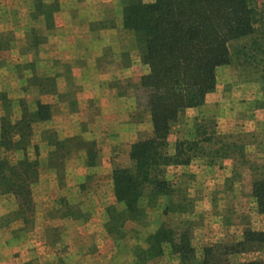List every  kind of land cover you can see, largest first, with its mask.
Wrapping results in <instances>:
<instances>
[{
	"label": "crops",
	"instance_id": "crops-1",
	"mask_svg": "<svg viewBox=\"0 0 264 264\" xmlns=\"http://www.w3.org/2000/svg\"><path fill=\"white\" fill-rule=\"evenodd\" d=\"M31 1L34 0H27L30 5L27 18L33 23ZM124 1L42 0L43 10L36 19L42 24L46 22L47 28L43 25V28L34 29L38 44L34 45L27 34L18 33L12 26L9 46L0 49V92L13 90L18 83L25 87L27 97L32 96L34 105L38 102L50 110L49 119L35 123L31 131L34 137L32 147L37 146L35 155L38 154L40 165L49 169L53 167L51 159L47 158L52 150L49 142H60L64 146V166L73 175L69 174L73 179L65 186L85 184L83 191L94 203L83 222L73 219L68 209L61 206L52 209L46 202L40 203L37 209L41 212L36 215L34 227L21 236L24 220L16 214L14 196L0 194V264H110L108 249L112 238L106 231V206L124 207L116 201L111 172L114 165L122 166L123 161L129 165L130 145L140 133L152 132L150 114L139 104L140 77L148 67L140 60L132 32L122 26ZM0 8H7L11 24L21 22L16 16L18 0H0ZM2 23L0 20V26ZM33 62L39 85L29 83L32 72L26 68L23 74L22 68L18 67L21 63ZM49 77L52 84L48 90L44 82ZM210 98L224 109V114L218 117L220 132L229 131L238 122L240 125L246 123L238 113L243 110L242 98L251 100V93L247 95L235 89L229 98H224L217 91ZM10 100L16 109L18 96L14 95ZM1 106L0 102V121L4 115ZM191 109H186L185 116ZM194 110L200 112V109ZM18 118L19 114L13 120ZM176 141L177 137L172 138L169 134L170 153ZM21 152L19 156L15 151L16 159L10 161L15 162L24 154L30 158L32 154L30 148ZM199 166L203 164L191 161L187 166L176 168L188 167L195 173ZM48 173L33 191L42 190L44 183H48L50 189L54 187V175L51 170ZM88 176L95 181L91 183ZM196 178L193 183H197ZM54 184L57 185V181ZM56 185L57 191L60 190ZM202 199L205 203L207 197ZM6 215L12 218L2 220ZM51 227H61L63 233L53 245L45 237Z\"/></svg>",
	"mask_w": 264,
	"mask_h": 264
},
{
	"label": "trees",
	"instance_id": "trees-1",
	"mask_svg": "<svg viewBox=\"0 0 264 264\" xmlns=\"http://www.w3.org/2000/svg\"><path fill=\"white\" fill-rule=\"evenodd\" d=\"M122 26L132 32L140 60L148 67L139 87L144 90L152 132L131 144L130 166L113 169L116 201L131 219L142 215L141 200L164 195L169 198L165 214L186 213L191 209L186 198L171 199L176 191L167 169L219 154L221 135L213 130L212 120L193 116L194 136L176 141L172 153L167 150L168 136L186 109L203 107L206 95L216 87L218 68L229 64L232 55L239 65L260 66L264 79V0H125ZM240 40L245 42L231 53L230 44ZM37 104V117L42 113L46 118L48 106ZM35 112H24L15 123L1 119L0 191L14 196L16 214L24 219L35 209L32 186L38 180V161L11 162L5 153L24 146ZM252 195L258 213L264 214V179L252 183ZM190 228L188 220L163 223L148 235L147 248L138 252V259L158 257L168 244L178 264H264L262 259L236 260L264 247V230H245L239 240L204 246L197 257Z\"/></svg>",
	"mask_w": 264,
	"mask_h": 264
},
{
	"label": "rangeland",
	"instance_id": "rangeland-1",
	"mask_svg": "<svg viewBox=\"0 0 264 264\" xmlns=\"http://www.w3.org/2000/svg\"><path fill=\"white\" fill-rule=\"evenodd\" d=\"M31 2L30 4H33V13L31 15L35 19L33 23L27 18V13L29 11L28 7L30 6L27 0H18V10L16 9L18 13L16 16H19L21 22L17 24L14 22H12L13 24L10 23V13L7 12V8L4 10L0 8V20H3V25L0 26V31H2L0 32V49H5L9 46L11 40L10 28L12 26L16 27L18 33L22 35L27 34V38L31 39L34 45L38 44V36L34 33V29L43 28V25L47 28V23L44 22V24H42V21L36 19L43 10L41 7L42 0H34ZM26 20H28L27 23L25 22ZM27 29L28 31H26ZM244 42V40L232 42L230 44L231 53L239 49ZM231 57L229 64L218 68L216 73V87L212 92L206 95V104L204 103L205 105L200 108L201 115L198 111L191 109L188 112V116L184 114L181 120L175 123L170 131L172 138L177 137V141L183 138H192L195 134L193 116H197V118L204 117L206 120H212L214 122L213 130L221 135V137L218 138L222 145L219 154H213L208 157L200 156L192 160L200 165L203 164V166L197 167L199 170H194L195 173L189 171L188 167L176 168L177 166H172L167 169V178L173 183L176 191L171 199L177 201L178 198L184 197L190 202L191 209L182 214H165L164 210L169 201L168 196H161L157 200H148L144 198L140 202L142 215L138 218L131 219L125 213L124 207L121 208L119 205L108 204V200H106L108 204L106 206V214L108 216L106 231L112 238L111 247L108 249V254L111 255L110 264H178L177 257L171 253L168 244L163 245V251L160 256L147 261L140 258L138 259V252L147 248L148 235L155 232L163 223L174 225L178 220H188L189 226L191 227L190 240L197 257L201 255V250L204 246L220 241L227 242L239 240L245 230H264V214L258 213L256 200L252 195V183L255 180L264 179V79L260 76V66L258 69L257 66L248 68L239 65V60L234 55ZM22 59L24 60V58ZM18 67L22 68L23 74L27 69L33 73V76L28 80L29 83L34 85L40 84L39 80L34 76L36 75L34 62L30 64L21 63ZM51 79L52 78L49 77L44 82L45 88L48 90L52 84ZM7 84L10 85V83ZM10 86L15 87L12 85ZM16 86L17 88L13 90L10 88V90H1L0 92V102L4 113L2 117L7 118L11 123L20 120L23 113L26 111L35 112L38 106L37 103L34 105L32 102V96H26L25 87H20L18 83ZM37 89V92H39V88ZM235 89L246 92L247 95L249 93L253 95L251 100L242 98L241 101V104L244 106L242 105L243 110H239L238 114L241 115V120H246V123L240 125L238 122V124L231 126L229 131H224L225 133H222L220 132L222 130H220L218 126V117L224 114V109L219 102L211 100L210 97L218 91L224 98H229L230 92ZM13 91L16 93H13ZM14 95L18 96L15 106L16 109L13 108L10 100ZM139 96L140 106L149 113L146 107V101L144 100V90H140ZM17 114H19V118L14 121L13 119ZM49 117V109L46 118L42 113L40 117H37L36 112L33 113V122L30 123V130L22 141V143L24 142V146H19L10 151V153H5L8 159L14 161L16 159L15 151H18V155L21 156V151L30 148V152L32 153L29 156L30 158L24 154L21 159L28 158L38 161V180L32 186V189L38 187L40 179H42L43 183V179L47 178L49 175L48 170H51L54 175L53 182L55 183L57 181V185L60 187V190L57 191V188H55L56 184L53 183L54 187L50 189L48 183L47 185L44 183L42 190H32L35 209L33 213L26 214L28 219H24L20 216L24 220V225L21 228V236L29 233L34 227L36 215L40 211L37 209V205L39 206L40 203L46 202L45 204H48L52 209L59 206L66 210L68 209L73 219L79 220V222H83V220L86 219V215H89L91 209L94 208V203L87 199L86 192L83 191L85 184H70L65 186L68 180L71 181L73 178H69L70 173L68 171H70V169L68 170V168L64 166V146L60 142H49L52 143V150L50 149L48 155H46L48 156L47 158L51 159L50 162L53 167H50V169L42 167L37 157L38 154L35 155L38 151L37 146L32 147V139H34V137L31 131L33 125L40 121H47ZM149 135L150 134L140 133L139 136H137V140ZM51 140H53V138ZM218 145L219 144H216V146ZM173 146H175V143ZM47 148H50V146ZM211 148L212 146L209 147L208 150ZM225 148H227L226 151ZM167 150L170 153L169 146ZM44 151L45 150H43V152ZM1 154L0 149V155ZM68 155H70V153H68ZM116 156L118 157L119 154ZM210 159L213 161L211 164L209 163ZM128 162L129 165L126 164V161L121 163L123 164L122 166L114 165L113 169L115 167L130 166V159H128ZM204 165L208 167L205 168ZM80 170L83 171L82 169ZM194 177L200 178V180L196 178L197 183H193ZM88 178L91 183L95 181L91 176H88ZM47 191L49 194L46 193ZM0 194L6 193L0 191ZM46 194L49 195L48 199L52 202L45 198ZM204 196L207 197L205 203L202 199ZM15 206L17 208V202ZM10 218H12V216L6 215L2 220L8 221ZM60 229L61 227H51V229L46 231L45 237L52 245L61 239L63 233ZM251 259L264 260V247L258 251L241 254L236 257L237 261Z\"/></svg>",
	"mask_w": 264,
	"mask_h": 264
}]
</instances>
